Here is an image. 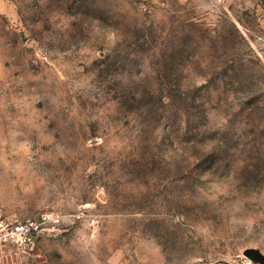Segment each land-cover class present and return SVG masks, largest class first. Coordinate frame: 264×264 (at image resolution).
<instances>
[{
	"label": "rangeland",
	"instance_id": "1",
	"mask_svg": "<svg viewBox=\"0 0 264 264\" xmlns=\"http://www.w3.org/2000/svg\"><path fill=\"white\" fill-rule=\"evenodd\" d=\"M0 206L60 216L22 264H258L264 0H0Z\"/></svg>",
	"mask_w": 264,
	"mask_h": 264
},
{
	"label": "built area",
	"instance_id": "2",
	"mask_svg": "<svg viewBox=\"0 0 264 264\" xmlns=\"http://www.w3.org/2000/svg\"><path fill=\"white\" fill-rule=\"evenodd\" d=\"M60 216L54 212H40L21 217L7 213L0 206V264H22L33 256L38 237L54 228Z\"/></svg>",
	"mask_w": 264,
	"mask_h": 264
},
{
	"label": "water",
	"instance_id": "3",
	"mask_svg": "<svg viewBox=\"0 0 264 264\" xmlns=\"http://www.w3.org/2000/svg\"><path fill=\"white\" fill-rule=\"evenodd\" d=\"M244 254L249 257L250 259L254 260L258 264H264V254H262L256 248H250L245 250Z\"/></svg>",
	"mask_w": 264,
	"mask_h": 264
}]
</instances>
